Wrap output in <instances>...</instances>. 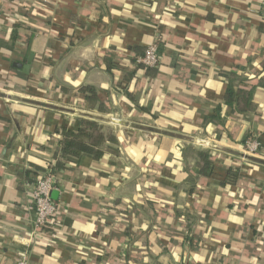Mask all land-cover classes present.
Returning a JSON list of instances; mask_svg holds the SVG:
<instances>
[{"label":"crops","instance_id":"obj_1","mask_svg":"<svg viewBox=\"0 0 264 264\" xmlns=\"http://www.w3.org/2000/svg\"><path fill=\"white\" fill-rule=\"evenodd\" d=\"M262 1L0 0V264L26 252L30 264H264ZM152 43L160 62L145 67ZM224 73L252 111L211 117ZM87 119L117 152L56 167L61 132ZM50 164L59 210L35 234L32 191Z\"/></svg>","mask_w":264,"mask_h":264},{"label":"trees","instance_id":"obj_2","mask_svg":"<svg viewBox=\"0 0 264 264\" xmlns=\"http://www.w3.org/2000/svg\"><path fill=\"white\" fill-rule=\"evenodd\" d=\"M223 76L229 78L224 102L216 108L214 115L211 117L219 118L223 105L235 106L242 112L252 111L254 108L252 104V92L243 89H235L231 80L234 78L233 74L224 73ZM82 91L88 95V100H93L96 97L95 91L91 87H86ZM61 134L63 137L60 142V147L55 154L57 159L55 164L56 167L62 166L65 159L77 157L82 153H88L95 159H100L106 152H117L109 145V143L116 141L114 132L111 128L95 120H83L82 126L78 131L63 130ZM197 154L199 157L197 165L200 173L207 176L211 175L214 171V164L210 151L199 150ZM32 172L37 174L38 169H33ZM238 177V172L230 169L227 181L234 183ZM48 228L49 224L46 226V229Z\"/></svg>","mask_w":264,"mask_h":264},{"label":"built area","instance_id":"obj_3","mask_svg":"<svg viewBox=\"0 0 264 264\" xmlns=\"http://www.w3.org/2000/svg\"><path fill=\"white\" fill-rule=\"evenodd\" d=\"M261 11L264 14V0L262 1ZM139 63L145 67H156L160 62V53L157 43H152L147 46L144 55L139 58ZM203 143V142H202ZM209 146V143H203ZM244 150L247 155H255L260 150V142L255 135H249L244 142ZM55 188V174L52 165H48L42 174H40L35 182L32 191V201L34 207L33 232L39 234L46 230L49 224V229L53 228V223L56 221L58 214V202L52 196V190ZM16 264H30L27 252L22 254Z\"/></svg>","mask_w":264,"mask_h":264},{"label":"water","instance_id":"obj_4","mask_svg":"<svg viewBox=\"0 0 264 264\" xmlns=\"http://www.w3.org/2000/svg\"><path fill=\"white\" fill-rule=\"evenodd\" d=\"M54 193V192H53Z\"/></svg>","mask_w":264,"mask_h":264}]
</instances>
